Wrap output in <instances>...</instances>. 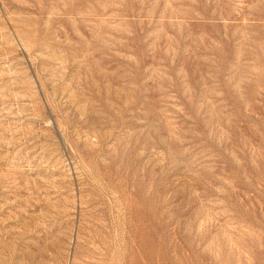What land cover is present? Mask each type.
I'll return each instance as SVG.
<instances>
[{
  "label": "rangeland",
  "instance_id": "1",
  "mask_svg": "<svg viewBox=\"0 0 264 264\" xmlns=\"http://www.w3.org/2000/svg\"><path fill=\"white\" fill-rule=\"evenodd\" d=\"M0 264H264V0H0Z\"/></svg>",
  "mask_w": 264,
  "mask_h": 264
}]
</instances>
